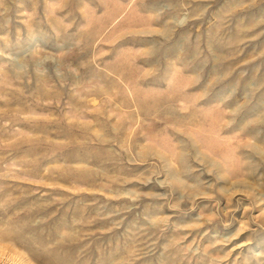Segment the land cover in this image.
<instances>
[{"label":"rangeland","instance_id":"obj_1","mask_svg":"<svg viewBox=\"0 0 264 264\" xmlns=\"http://www.w3.org/2000/svg\"><path fill=\"white\" fill-rule=\"evenodd\" d=\"M0 264H264V0H0Z\"/></svg>","mask_w":264,"mask_h":264}]
</instances>
